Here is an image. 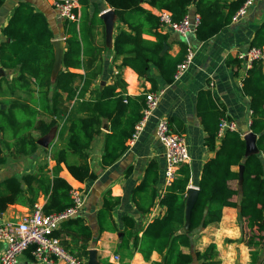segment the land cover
Masks as SVG:
<instances>
[{
    "label": "trees",
    "instance_id": "trees-1",
    "mask_svg": "<svg viewBox=\"0 0 264 264\" xmlns=\"http://www.w3.org/2000/svg\"><path fill=\"white\" fill-rule=\"evenodd\" d=\"M4 0H0V7ZM85 7L84 0H77ZM112 10L118 23L125 29H118L113 42L115 57H121V67L133 70L139 78L154 66L167 84L173 82V74L186 54V44L180 42V52L172 57L167 52L161 55L168 42L167 34H160L156 14L143 7L148 5L155 11L165 10L174 22L180 21L194 6L200 16L195 32L197 41L204 42L219 34L231 23L233 15L247 0H103ZM65 43L61 62L66 69L60 70L54 81L51 71L54 63L52 39L47 21L41 13L35 12L26 3H19L7 25L2 29L4 40L0 42V66L17 69L18 77L11 82L0 78V98L9 102L0 108V170L7 157L16 160L21 156H32L40 150L37 141L59 125L58 141L62 145L52 148L50 158L55 162L52 177L24 174L9 176L0 181V213L9 205H32L39 195L45 198V214L62 212L71 206L70 185L59 177L63 164L71 177L83 183L95 180L97 175L90 170L89 150L94 138L106 127L104 147L101 155L102 168L113 165L126 151L135 126L141 120L145 96L126 95V83L116 76L111 84L95 90L89 100L83 99V92L90 81L67 69L81 66L83 25L64 20ZM143 35L153 40L142 38ZM262 38V39H261ZM264 45V22L257 30L251 47ZM236 60L230 63L237 66ZM264 67L253 62L242 79V91L250 98V132L255 135L258 153H247L245 138L237 131H226L217 140L218 125L224 117L208 91H200L196 112L206 136L204 146L214 156L201 167L198 193L186 219L185 195L191 176L190 167L181 165L172 183L166 187L159 199L165 209L162 216L153 219L140 232L135 231L134 221L124 217L119 249L125 257L132 251L139 253L149 264H211L213 245L200 253L193 249V239L198 231L221 220L224 207L237 209L238 222L254 228V234L245 243L257 248L264 242ZM235 74L237 72L235 71ZM152 90H155V83ZM78 82V84H77ZM79 83H82L80 90ZM33 84L39 90V104L29 105L19 100L16 90L29 89ZM65 95V96H63ZM37 102V103H36ZM68 103L69 106L66 104ZM43 105V106H42ZM43 107V108H42ZM45 111L44 114L40 110ZM227 119V118H226ZM172 120V119H171ZM170 120V121H171ZM242 166L243 170H239ZM150 162L140 184L132 191V200L140 212L148 211L156 196L157 168ZM236 182L232 187L231 183ZM25 187V188H24ZM119 203L106 193L96 214L98 234L113 232L111 211ZM149 203V205H145ZM66 235L75 244L71 247L62 242L64 248L78 256H88V243L93 239L91 228L80 216L63 221L54 236ZM79 243H82L79 245ZM79 245V246H77ZM187 251V252H185ZM156 253L160 261H152ZM251 264H257V252H251Z\"/></svg>",
    "mask_w": 264,
    "mask_h": 264
},
{
    "label": "crops",
    "instance_id": "crops-1",
    "mask_svg": "<svg viewBox=\"0 0 264 264\" xmlns=\"http://www.w3.org/2000/svg\"><path fill=\"white\" fill-rule=\"evenodd\" d=\"M84 1V8L78 4L76 10L78 19L75 23L77 27L79 24L83 25L82 52L85 51L86 55L82 54L79 68L67 69L69 72L90 81L89 86L83 92V99L89 100L95 90L99 91L104 86L111 84L116 76H120L126 83V95L145 96L146 93L155 92L160 94V98L152 116L145 122L137 139L132 144L126 142V151L113 165L106 168L101 166L104 136L108 132L106 127L102 128L101 135L94 138L89 150V166L90 170L97 175L95 180L80 183L74 180L65 166L61 164L59 177L66 180L70 187H77L85 194L83 208L76 216L84 218L85 223L93 232V239L88 243V256L73 255L83 259L85 264H87L91 250L96 253L97 264H149L143 261L139 253L133 251L131 257H125L126 254L119 249V243L124 217L131 218L134 221L135 231L140 232L148 223L162 216L165 212V209L159 205V199L163 197L166 187L163 185L164 148L155 134L157 122L159 119H166L173 132L184 136L190 157L188 165L191 172L187 192L190 189H198L201 167L205 161L214 156V153L208 151L204 146L206 133L196 112L198 93L208 91L217 108L223 109L224 117L235 122L237 130L243 138L250 133V98L243 94L241 85L249 67L246 58H241V56H245L251 47L257 30L264 22V0H253L243 17H240L236 22L231 21L219 34L207 41L199 42L194 34L190 35L188 43L193 52V60L180 79L173 80L171 84L165 82L154 66H151L142 78H139L130 68L121 67V57H115L113 42L118 29H125V27L118 23L113 10L103 0ZM223 1L228 4L234 0ZM19 3L30 5L35 12L44 16L53 35L52 44L60 41L63 55L66 50L64 20L58 16L52 7L51 0H4L0 7V42L4 40L2 29L7 25ZM143 7L151 13H156L146 4H143ZM188 13L195 14L194 6L188 8ZM158 32L169 36L166 43L167 49L161 55L167 52L172 57L176 56L180 52L179 43L184 42L183 39L173 32L160 30ZM142 38L153 40V37L147 35H143ZM53 53L55 57L54 46ZM231 60H236L233 62H237L238 65H232ZM0 70V78L7 80V82H11L19 75L17 69L7 70L0 66ZM60 70H66L62 62L52 69V82ZM148 78L154 81L155 90L151 89L152 83L147 81ZM81 85L82 83H79V90ZM16 93L18 98L33 94L34 97L21 99L22 102L29 105L34 104L31 99L37 100L40 94L38 88L33 84L30 85L29 89L16 90ZM1 100L6 99L0 98V108L4 109L7 105ZM37 102L40 103L39 100ZM66 105L69 106L68 103ZM40 112L44 114L45 111L42 109ZM58 130L59 125L40 138V140H47L46 146L39 145L40 150L34 155L21 156L16 160L7 157L6 163L1 166L0 181L9 176L19 178L24 174L44 175L51 178V170L55 166V162L51 160L50 152L52 148L62 145L61 140L58 141L57 139ZM41 151L48 157L45 174L37 172L36 160ZM249 153L258 152L251 149ZM150 162H155L157 166L156 196L148 211L140 212L132 200L131 194L142 181ZM231 185L235 187L236 182L231 183ZM106 193H110L112 197L119 200V203L111 211V220L115 231H105L99 235L96 214ZM187 199L188 193L185 195V210ZM45 201L44 196L39 195L32 205H9L4 212L0 213V223L18 220L30 212L34 204L38 203L43 208ZM145 205L147 206L149 203ZM237 212L235 208L224 207L219 222L213 223L195 234L193 249L202 253L208 246L213 245L215 249L214 256L210 259L211 264H251V252H257L259 257L257 264H264V242L262 246L257 248H249L246 245L245 241L254 234L255 229L246 227L245 222H238ZM59 238L61 242L64 241L71 247H75L68 236L62 235ZM3 249L4 245L0 243V253ZM114 256L119 257L118 262H114ZM151 260L160 261V257L153 253ZM17 264L37 263L28 250L19 256Z\"/></svg>",
    "mask_w": 264,
    "mask_h": 264
},
{
    "label": "built area",
    "instance_id": "built-area-1",
    "mask_svg": "<svg viewBox=\"0 0 264 264\" xmlns=\"http://www.w3.org/2000/svg\"><path fill=\"white\" fill-rule=\"evenodd\" d=\"M52 7L63 20L75 22L78 8L77 0H51ZM253 0H247L233 15L231 21L236 22L243 17ZM159 21V29L164 32H173L180 36L186 44V54L181 63L176 67L173 80L180 79L193 60V52L188 43L190 35H195L200 24L198 14L186 13L183 18L174 22L169 12L156 11ZM248 67L253 62H260L264 67V46L250 47L245 56ZM159 93L149 92L145 94L144 106L141 111L142 117L135 126V131L128 141L132 144L138 137L145 122L152 116L158 105ZM226 131H237L235 122L221 118L218 125L217 140L223 137ZM155 134L164 148L165 168L163 173V185L169 186L181 165L187 164L190 157L186 141L183 135L177 134L170 129L166 119H159ZM69 197L71 206L62 212L45 214L40 204H34L30 212L16 221L0 223V243L4 249L0 253V264H17L19 256L30 250L33 260L37 264H85L84 260L67 251L60 238L54 236L63 221L76 216L85 203V194L77 187H70ZM114 262L119 261L118 256L113 257Z\"/></svg>",
    "mask_w": 264,
    "mask_h": 264
},
{
    "label": "water",
    "instance_id": "water-1",
    "mask_svg": "<svg viewBox=\"0 0 264 264\" xmlns=\"http://www.w3.org/2000/svg\"><path fill=\"white\" fill-rule=\"evenodd\" d=\"M52 45L54 46V50H55L54 65H53V68H54V67H57L61 62L62 48H61V42L60 41L53 42ZM166 49H167V45L165 44L161 53L164 52ZM0 73H1V70H0ZM244 138H245L246 145H247V153H249V151L251 149L256 150V148H255V138H256L255 135H253L250 132ZM46 142H47L46 139H43V140L39 139L37 141V144L42 146V147H45ZM239 170L240 171L243 170V167L240 166ZM187 193H188V199L186 201V210H185L186 211V219L188 218V213L190 211V208L192 207L193 203L195 202V199H196V196L198 193V189H190V190H188ZM95 255H96V253L94 250H91L89 252L87 264H97L96 260H95Z\"/></svg>",
    "mask_w": 264,
    "mask_h": 264
},
{
    "label": "rangeland",
    "instance_id": "rangeland-1",
    "mask_svg": "<svg viewBox=\"0 0 264 264\" xmlns=\"http://www.w3.org/2000/svg\"><path fill=\"white\" fill-rule=\"evenodd\" d=\"M26 98L28 99L29 97H34L33 94L30 95H26V96H19L20 99L22 98ZM6 100H1V102H4L6 105L9 102V99L5 98ZM23 100V99H22ZM60 141V140H59ZM56 146V145H55ZM47 163H48V157L45 156V153H43L42 151L40 152V156L38 157V159L36 160V165H37V172H39V174H45L46 168H47ZM239 258V256H237Z\"/></svg>",
    "mask_w": 264,
    "mask_h": 264
}]
</instances>
